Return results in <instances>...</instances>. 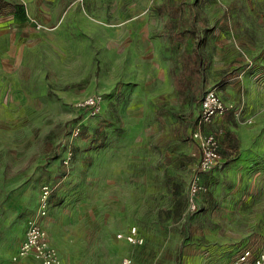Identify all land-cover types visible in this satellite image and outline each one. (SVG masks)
<instances>
[{
    "label": "rangeland",
    "instance_id": "1",
    "mask_svg": "<svg viewBox=\"0 0 264 264\" xmlns=\"http://www.w3.org/2000/svg\"><path fill=\"white\" fill-rule=\"evenodd\" d=\"M187 54L199 57L192 69ZM255 72L264 77V0H0V222L37 213L28 223L44 227L61 264H189L199 249H264V209L236 199L234 173H206L189 205L200 99L215 89L227 127H250L239 83ZM91 95L102 96L96 115L75 108ZM131 226L143 244L117 238ZM5 246L0 264H41L13 261Z\"/></svg>",
    "mask_w": 264,
    "mask_h": 264
},
{
    "label": "crops",
    "instance_id": "2",
    "mask_svg": "<svg viewBox=\"0 0 264 264\" xmlns=\"http://www.w3.org/2000/svg\"><path fill=\"white\" fill-rule=\"evenodd\" d=\"M188 31L194 33L190 29H188L187 32ZM197 58L199 59L197 55L194 57L187 54L185 61L186 67L192 69L193 66L198 65ZM240 80L239 86L247 90L246 97H243L247 104L245 117L249 120L252 119L253 121L250 122L252 124L250 127L247 125H239L235 129L229 126L227 127L225 124L226 118L228 117L226 114L227 111L223 116L215 118L213 123L207 128L216 131L217 129L214 127V124L219 122L222 123L225 129V135H218L219 153L221 138H225V144H227V146L222 145L223 153H220L221 160L219 164L208 172L211 171L215 177L222 176L226 173H234L237 178V188L232 191L241 192V195L237 196L236 199L243 201L242 206L244 207L264 209V77L255 72L251 76L242 77ZM239 86L237 88L230 86L227 92L233 93ZM239 142H241L245 148L243 147V150L233 152L231 149L233 148L232 146L235 148L236 145H239ZM249 143H251L250 148L247 147ZM208 172H204L200 175V182L202 185L203 181L206 182L205 178ZM227 206L230 207L229 205ZM36 207H38V204L35 201L33 206L35 211ZM33 213L34 212L31 211L26 214V217L22 219L21 226L16 222L11 225H9L8 222H0V231L3 230L0 240V251L7 245L11 250H14V253L17 252L24 240L28 220L37 215V213ZM225 220L226 222H233V216L228 214L225 216ZM127 230L125 232H127ZM262 248V246H258L253 241H249L238 250L231 251L230 248H227L226 251H220L218 254L217 252L213 253L212 251L199 249L195 250L193 253L194 260L189 264H231L243 250L249 249L252 252V257H254L259 253H264V249ZM246 264H253V259L250 258Z\"/></svg>",
    "mask_w": 264,
    "mask_h": 264
},
{
    "label": "built area",
    "instance_id": "3",
    "mask_svg": "<svg viewBox=\"0 0 264 264\" xmlns=\"http://www.w3.org/2000/svg\"><path fill=\"white\" fill-rule=\"evenodd\" d=\"M101 102V95H91L80 99L75 104V108L78 111H87L90 115H96L100 111ZM226 111L227 106L215 89H209L203 93L199 102L196 125L190 134L199 152L198 162L189 185V205L193 210L198 206L194 197L205 189L200 182V175L213 169L221 160L218 133L207 127L213 123L215 118L223 116ZM81 126V122H75L74 125H72L69 131L71 137H79L82 130ZM71 161L72 153L69 151L67 155L62 158V164L68 167ZM49 194V186L43 185L42 198L44 200L47 199ZM41 214L44 215L45 211L42 210ZM117 238H121L131 245L143 244V238L139 235L136 226L129 227L127 232L118 233ZM25 257H32L41 264H61L54 247L48 240L45 229L37 222L28 223L24 240L12 259L13 261H19ZM250 258L253 259V264H264V253H259L252 257V252L249 249L243 250L231 264H246ZM121 264H131V260L124 258Z\"/></svg>",
    "mask_w": 264,
    "mask_h": 264
}]
</instances>
